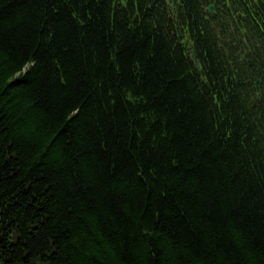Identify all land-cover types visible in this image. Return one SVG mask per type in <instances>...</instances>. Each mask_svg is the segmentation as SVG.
I'll use <instances>...</instances> for the list:
<instances>
[{
    "label": "trees",
    "instance_id": "trees-1",
    "mask_svg": "<svg viewBox=\"0 0 264 264\" xmlns=\"http://www.w3.org/2000/svg\"><path fill=\"white\" fill-rule=\"evenodd\" d=\"M137 5L0 0L4 264H264V165L231 135L246 101L208 94L154 14L133 28Z\"/></svg>",
    "mask_w": 264,
    "mask_h": 264
},
{
    "label": "bare ground",
    "instance_id": "bare-ground-1",
    "mask_svg": "<svg viewBox=\"0 0 264 264\" xmlns=\"http://www.w3.org/2000/svg\"><path fill=\"white\" fill-rule=\"evenodd\" d=\"M140 2L142 3V5H143L145 8H147V9H151V6H150L148 0H140ZM120 21H121V22H125V24H126L127 26L129 25V24L127 23L126 20L120 19ZM132 21H133V24L136 25L137 28H139L140 23H139L137 20H132ZM122 26H123V25H122ZM128 27H129V26H128ZM175 36H176V35H175ZM208 69H209V70H221L222 67H221V65H218V63H216V64H211V65H209V66H208ZM183 76H185V77H183L182 80L184 81L185 85H187L188 87H189L188 84H190V83H194V82H195V75H194V74L190 75V78H189L187 75H183ZM261 81H264V80H261ZM256 83H257V81H256ZM261 85H262V83H261ZM246 113H247V116H248L249 118H252V119H253V122H252V123L255 124L256 121H257V115L251 113L250 111H247Z\"/></svg>",
    "mask_w": 264,
    "mask_h": 264
},
{
    "label": "snow or ice",
    "instance_id": "snow-or-ice-1",
    "mask_svg": "<svg viewBox=\"0 0 264 264\" xmlns=\"http://www.w3.org/2000/svg\"><path fill=\"white\" fill-rule=\"evenodd\" d=\"M58 239V237H57ZM3 255V252H0V256ZM0 264H4L3 260H0ZM7 264H13V259L12 258H9L8 261H7Z\"/></svg>",
    "mask_w": 264,
    "mask_h": 264
},
{
    "label": "rangeland",
    "instance_id": "rangeland-1",
    "mask_svg": "<svg viewBox=\"0 0 264 264\" xmlns=\"http://www.w3.org/2000/svg\"><path fill=\"white\" fill-rule=\"evenodd\" d=\"M201 82V81H200ZM223 86H225V84H223ZM225 90H226V92L228 91L227 90V88H226V86H225ZM233 137H235V138H239L240 139V134H238L237 136H236V134H234V135H232Z\"/></svg>",
    "mask_w": 264,
    "mask_h": 264
}]
</instances>
